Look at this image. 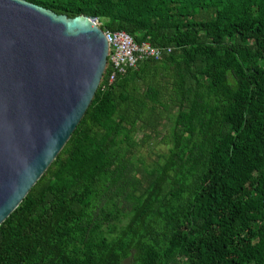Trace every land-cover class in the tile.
<instances>
[{"label": "trees", "instance_id": "1", "mask_svg": "<svg viewBox=\"0 0 264 264\" xmlns=\"http://www.w3.org/2000/svg\"><path fill=\"white\" fill-rule=\"evenodd\" d=\"M25 1L164 56L110 85L107 67L0 225V264H264V0ZM162 110L168 154L135 166L131 137Z\"/></svg>", "mask_w": 264, "mask_h": 264}, {"label": "water", "instance_id": "2", "mask_svg": "<svg viewBox=\"0 0 264 264\" xmlns=\"http://www.w3.org/2000/svg\"><path fill=\"white\" fill-rule=\"evenodd\" d=\"M94 18L0 0V225L62 151L107 67Z\"/></svg>", "mask_w": 264, "mask_h": 264}, {"label": "rangeland", "instance_id": "3", "mask_svg": "<svg viewBox=\"0 0 264 264\" xmlns=\"http://www.w3.org/2000/svg\"><path fill=\"white\" fill-rule=\"evenodd\" d=\"M176 113V110L171 113L159 112V117L154 128L148 129L144 126L131 137V145L128 147L130 154L134 157L135 166H141L147 169L154 168L162 163V157L168 154L171 147L170 128L172 127L169 118ZM141 123L138 124L140 126ZM127 144H125L126 147ZM127 148V149H128ZM121 200H119L120 202ZM119 211H121L119 209ZM118 220L126 223V219L122 214L118 216ZM123 264H128L127 262Z\"/></svg>", "mask_w": 264, "mask_h": 264}, {"label": "built area", "instance_id": "4", "mask_svg": "<svg viewBox=\"0 0 264 264\" xmlns=\"http://www.w3.org/2000/svg\"><path fill=\"white\" fill-rule=\"evenodd\" d=\"M94 23L99 26V22L94 20ZM108 43L107 67L111 69L108 78L110 85L117 76L124 75L128 70L136 68L139 62L146 60H161L164 56V51L152 47L148 43L137 45L132 38L124 32H104ZM167 53L170 50H166ZM106 67V69H107Z\"/></svg>", "mask_w": 264, "mask_h": 264}]
</instances>
